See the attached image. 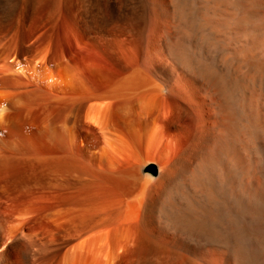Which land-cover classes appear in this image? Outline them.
Instances as JSON below:
<instances>
[{
    "label": "bare ground",
    "instance_id": "obj_1",
    "mask_svg": "<svg viewBox=\"0 0 264 264\" xmlns=\"http://www.w3.org/2000/svg\"><path fill=\"white\" fill-rule=\"evenodd\" d=\"M0 264H264V0H0Z\"/></svg>",
    "mask_w": 264,
    "mask_h": 264
},
{
    "label": "rangeland",
    "instance_id": "obj_2",
    "mask_svg": "<svg viewBox=\"0 0 264 264\" xmlns=\"http://www.w3.org/2000/svg\"><path fill=\"white\" fill-rule=\"evenodd\" d=\"M151 163H153V162H150V163H148L147 165H146V167L148 168V169H150L149 171H150V173L152 174V172H154L155 171V168L154 167H151V165H153V164H151ZM156 165V164H155ZM157 166V165H156ZM158 167V166H157ZM159 169V168H158Z\"/></svg>",
    "mask_w": 264,
    "mask_h": 264
}]
</instances>
